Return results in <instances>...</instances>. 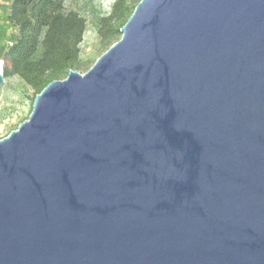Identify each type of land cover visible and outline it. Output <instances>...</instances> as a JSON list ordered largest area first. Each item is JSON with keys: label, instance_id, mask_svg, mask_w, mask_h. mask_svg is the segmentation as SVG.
<instances>
[{"label": "water", "instance_id": "1", "mask_svg": "<svg viewBox=\"0 0 264 264\" xmlns=\"http://www.w3.org/2000/svg\"><path fill=\"white\" fill-rule=\"evenodd\" d=\"M119 32L0 140V264H264V0Z\"/></svg>", "mask_w": 264, "mask_h": 264}, {"label": "trees", "instance_id": "2", "mask_svg": "<svg viewBox=\"0 0 264 264\" xmlns=\"http://www.w3.org/2000/svg\"><path fill=\"white\" fill-rule=\"evenodd\" d=\"M64 1L10 0L6 13L7 21L17 28V36L5 51L3 77L17 75L35 96L67 75L78 61L85 22L76 13L67 12ZM125 13L124 0L115 1L109 16L102 19L99 34L103 39L119 34L110 23L121 20Z\"/></svg>", "mask_w": 264, "mask_h": 264}, {"label": "rangeland", "instance_id": "3", "mask_svg": "<svg viewBox=\"0 0 264 264\" xmlns=\"http://www.w3.org/2000/svg\"><path fill=\"white\" fill-rule=\"evenodd\" d=\"M115 1L117 0L64 1L65 10L76 13L85 22L82 41L79 45V57L76 65L72 67L73 71L81 75L85 74L99 57L120 40V32L105 39L99 34L102 19L109 16ZM139 2L140 0H124L126 13L121 20L111 22V28L119 31ZM16 36V26L7 21L5 10L0 7V62L4 60L6 49ZM66 77L65 74L58 81L64 80ZM34 98V90L20 77L9 74L4 78V82L0 87V140L7 137L11 131H15L20 124L28 120Z\"/></svg>", "mask_w": 264, "mask_h": 264}, {"label": "crops", "instance_id": "4", "mask_svg": "<svg viewBox=\"0 0 264 264\" xmlns=\"http://www.w3.org/2000/svg\"><path fill=\"white\" fill-rule=\"evenodd\" d=\"M9 4H10V0H0V7L4 8L5 15L8 11ZM6 19H7V17H6Z\"/></svg>", "mask_w": 264, "mask_h": 264}, {"label": "built area", "instance_id": "5", "mask_svg": "<svg viewBox=\"0 0 264 264\" xmlns=\"http://www.w3.org/2000/svg\"><path fill=\"white\" fill-rule=\"evenodd\" d=\"M2 66H3V64H2V62H0V71H2Z\"/></svg>", "mask_w": 264, "mask_h": 264}]
</instances>
